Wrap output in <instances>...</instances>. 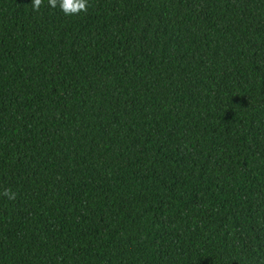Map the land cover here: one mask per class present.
<instances>
[{
    "label": "trees",
    "instance_id": "1",
    "mask_svg": "<svg viewBox=\"0 0 264 264\" xmlns=\"http://www.w3.org/2000/svg\"><path fill=\"white\" fill-rule=\"evenodd\" d=\"M47 2L0 0V264H264V0Z\"/></svg>",
    "mask_w": 264,
    "mask_h": 264
},
{
    "label": "clouds",
    "instance_id": "2",
    "mask_svg": "<svg viewBox=\"0 0 264 264\" xmlns=\"http://www.w3.org/2000/svg\"><path fill=\"white\" fill-rule=\"evenodd\" d=\"M33 11H40L44 6V0H32L31 3ZM47 7L59 8L65 15H79L80 13H87L89 9V0H48ZM2 195L10 200L16 199V193L11 190H5Z\"/></svg>",
    "mask_w": 264,
    "mask_h": 264
}]
</instances>
